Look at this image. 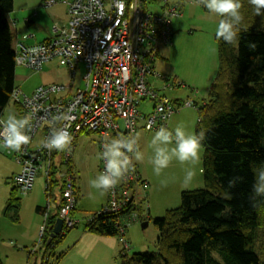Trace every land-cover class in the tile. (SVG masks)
<instances>
[{"label": "trees", "instance_id": "trees-1", "mask_svg": "<svg viewBox=\"0 0 264 264\" xmlns=\"http://www.w3.org/2000/svg\"><path fill=\"white\" fill-rule=\"evenodd\" d=\"M241 3L243 21L236 41L228 44L215 34L217 71L206 98L195 105L196 134H205L203 187L181 191L178 207L152 219L158 231L155 251L128 254L122 249L119 264H264V254L256 248L257 231L264 228V197H256L252 191L254 169L264 165V17L255 14L248 0ZM13 5L14 0H0V119L16 88L15 32L8 18ZM172 102L177 111L184 101ZM76 140L67 160L51 155L45 191L51 192L60 183V203L52 212L36 206V211L44 214L39 237L41 264L59 263L62 254L54 253L55 248L75 226L63 227L47 242L62 202L63 179L72 175L75 183L72 154ZM235 177L240 180L230 188L228 182ZM16 191L14 185L6 203L7 213H17L20 199L14 196ZM142 200L144 197L137 201L138 211L143 208ZM131 209L118 214L95 212L86 221L85 231L116 235L114 222Z\"/></svg>", "mask_w": 264, "mask_h": 264}, {"label": "built area", "instance_id": "built-area-1", "mask_svg": "<svg viewBox=\"0 0 264 264\" xmlns=\"http://www.w3.org/2000/svg\"><path fill=\"white\" fill-rule=\"evenodd\" d=\"M61 1L66 4L68 14L64 25L54 24L53 33L46 41L17 42L15 45L17 66L38 71L45 63L57 58L71 75L67 85H38L31 94L15 88L11 94L18 113L32 122L29 143L20 151H13L20 170L12 177V182L22 192L32 188L39 171H43L48 179L52 153L53 157L62 156L66 160L71 157L74 141L81 132L97 133L101 153L106 140L117 135L134 134L138 128L144 131H156L161 126L168 128V120L175 111L172 100L160 94L159 88L148 78L162 81L163 89L178 84L156 73L154 64L159 46L172 44L170 19L181 13L178 4H169L168 0ZM54 3L56 0H43L41 5L47 7ZM152 6H158V9ZM80 65L83 69L81 84L74 85ZM183 105L195 104L185 100ZM69 109L71 118L63 122L72 137L69 147L64 151L42 147V141L49 135L51 117ZM100 161L102 172L104 161ZM133 164L134 169L108 191V202L99 211L118 214L132 207L124 215L125 220L119 218L114 222L126 250L129 244L124 239V231L136 220L139 194L148 187L135 161ZM62 183L58 217L62 219L63 227L71 228L78 222L71 216L76 204L73 176L67 175Z\"/></svg>", "mask_w": 264, "mask_h": 264}, {"label": "rangeland", "instance_id": "rangeland-1", "mask_svg": "<svg viewBox=\"0 0 264 264\" xmlns=\"http://www.w3.org/2000/svg\"><path fill=\"white\" fill-rule=\"evenodd\" d=\"M22 1L14 0L13 12L17 11ZM60 1L57 0V3H61ZM168 2L169 4H178L181 13L170 19L175 42L173 45L159 46V55L154 61L155 72L164 77L167 76L170 80L176 79L177 82H181V85L177 84V86L163 89L161 88L162 81L155 77L148 79L155 87L159 88L160 94L166 95L169 99L191 100L199 106L207 96V88L215 77L218 67L215 34L219 16L208 13L202 5L198 4L197 0H168ZM152 8L157 10L158 6H152ZM8 18L12 24L9 15ZM20 24L24 26L22 13ZM165 53L167 56H163ZM24 68V66H16L17 73L24 72L21 74L29 76L21 86L23 88L21 90L26 94L32 93L34 90L32 86L35 84H39V86L50 83L67 85L71 79L70 72L65 66L59 64L57 58L45 63L38 71L28 68L24 70ZM82 71L80 65L74 85L81 84ZM7 109L13 110L12 101ZM15 115L18 118H24L21 114L15 113ZM197 119L195 106L182 105L173 112L168 120V126L170 130L174 131L178 125H182L186 132L196 134ZM137 131L140 133L139 147L144 154L143 162H137V165L141 174L147 177L150 185L140 193L141 197L146 195V200H142L140 203L144 210L142 208L141 211L136 212V220L125 229L124 238L130 247L126 250L128 254L146 250L155 251L158 231L152 223V219L163 216L167 209L178 207L181 191L203 187L201 166L204 148L202 145L199 153L200 159L194 166L182 165L173 160L169 167L164 169L160 176H157L150 163V159L154 155L150 142L155 131H143L141 128H138ZM38 137L39 134L36 135V140ZM2 152L7 160L0 161V259L4 263L6 255L13 254L14 256L9 258L6 264H41L43 249L36 224L38 222L39 225L43 224L44 214L37 212L36 206L47 208L50 198L48 210L52 212L60 194V183L47 193L44 191L46 176L43 171H39L30 190L22 192L16 187L17 191L14 192V196L20 199L19 208L17 213H7L5 211L6 203L10 191L14 187L10 177L19 172L20 165L15 161L13 150L9 153ZM72 164L80 192L71 216L78 222L55 248L54 253L62 254L58 264H119L118 251L111 253L112 242L110 240V237H114L118 241L117 234L103 235L107 242L105 250L93 240L94 236H99L98 234L85 231V223L88 218L93 213L99 212L102 208L101 205H104L107 199L105 192L101 193L89 187V181L101 173L100 149L96 132L90 134L81 132L78 135L72 154ZM186 167H194L195 170V177L189 184L183 183ZM148 177H152V180ZM199 178L201 183H198ZM60 181L61 178H59ZM126 218L120 217L122 221ZM145 221L147 225L143 227L142 223ZM257 236L256 248L261 254H264V228L257 231ZM119 243V250H122L120 240ZM28 256H30L29 259Z\"/></svg>", "mask_w": 264, "mask_h": 264}, {"label": "clouds", "instance_id": "clouds-1", "mask_svg": "<svg viewBox=\"0 0 264 264\" xmlns=\"http://www.w3.org/2000/svg\"><path fill=\"white\" fill-rule=\"evenodd\" d=\"M197 2L208 13L221 18L216 29L217 38L228 44L235 42L239 25L243 21L240 11L241 0H197ZM248 3L253 7L256 15L264 17V0H248ZM193 103L196 105L195 102ZM70 112L71 109L51 117L49 135L42 141V147L58 151H64L69 147L72 137L63 122L71 118ZM168 128L161 126L155 131L150 142L154 151L150 163L157 176H160L173 160L182 165L194 166L200 159V148L205 139L204 132L188 133L182 125H178L174 131ZM31 130L32 122L28 117L18 118L14 113L9 112L5 119H0V148L20 151L29 143L28 133ZM139 139L140 133L137 132L120 134L106 140L100 153V159L104 161V170L89 181V187L101 193L107 192L134 169L133 161L143 162L144 154L140 150ZM254 176L253 194L256 197H264V165L254 169ZM194 177V167H186L183 183H191ZM236 180H240V177L229 180L228 186L230 188L235 186Z\"/></svg>", "mask_w": 264, "mask_h": 264}, {"label": "crops", "instance_id": "crops-1", "mask_svg": "<svg viewBox=\"0 0 264 264\" xmlns=\"http://www.w3.org/2000/svg\"><path fill=\"white\" fill-rule=\"evenodd\" d=\"M41 1L42 0H23L16 12H13V11L10 12L9 17H10V20H12V26H13V30L15 32V39H14V43H13L14 46L16 45L17 42H23L25 44H34L37 42H43V41H45L51 37V35L53 33L52 25H54V23L63 24L66 22V20H67L66 5L62 1H60L61 3H59V2L54 3L50 8L40 6ZM13 8H14V5H13ZM33 12H34V15H33ZM12 13H14V15H12ZM21 13L23 14L24 26L22 24H20ZM172 30H173V28H172ZM177 38H178V36H177ZM174 42L175 41H174V30H173L172 45ZM165 55L167 56L166 53L163 54V56H165ZM25 68H24V70H26ZM24 70H20V71H24ZM21 73H24V72H21ZM21 73H17L16 68H15V87L20 89V90L23 89L21 87L22 84L25 83L26 82L25 80L29 78V76L22 75ZM37 82H39V81H37ZM178 82H180V81H178ZM38 85L39 84L33 85L32 89H35ZM21 91L24 92L23 90H21ZM12 104H13V110L7 109V107H8V105H7V107L3 111V114L1 115V119H5L9 112L14 113V114L17 113L16 107L14 106V102ZM2 151H3L2 148H0V161H5L6 157L4 156ZM135 164L137 166V170H138L139 174L141 175V177L143 179H145L147 181L148 186H149L150 183H149L147 177H144L141 174L136 161H135ZM10 178L12 181V177H10ZM148 178L152 180V177H148ZM45 183H46V181H45ZM198 183H201L200 178H199ZM188 187H190V186H188ZM45 189H46V184H44V191H45ZM75 190H76V201H77L78 196H79V192H80V188L77 184L76 177H75ZM141 192H144V191H141ZM105 193H106L107 199L105 200L104 205L103 204L101 205L102 207L107 204L108 198H109L108 197V191ZM143 197H146V195H144ZM140 198H142V197L140 196ZM50 201H51V199L49 198L48 203H47L48 206H49ZM59 203H60V194L58 195V197L55 201L54 208H56ZM37 206H39V205H37ZM74 209H75V207H74ZM124 217L125 216H123L122 218H124ZM42 226H43V224L39 225V222L36 224V229H37L39 235H40V231H41ZM93 240H94V242L100 244V247H102V249L103 248L105 250L107 249L106 237H103V235L94 236ZM110 240L112 242L111 253H115L118 251V254H119V251H120L119 246H118L119 240L116 241V239L114 237H110ZM34 251L36 252V250H34ZM35 254H37V253H35ZM13 256H14L13 254H11L9 256L7 254L5 259H4V263H2V264H6V261ZM29 258H30V256H28V259Z\"/></svg>", "mask_w": 264, "mask_h": 264}, {"label": "water", "instance_id": "water-1", "mask_svg": "<svg viewBox=\"0 0 264 264\" xmlns=\"http://www.w3.org/2000/svg\"><path fill=\"white\" fill-rule=\"evenodd\" d=\"M145 225H147V222H146V221L142 223V226H143V227H144ZM62 228H63V221H62V219H61L60 217H57L56 220H55V222H54L52 232L50 233V237L48 238L47 242H49V240H50L53 236H55V235H57L59 232H61Z\"/></svg>", "mask_w": 264, "mask_h": 264}, {"label": "bare ground", "instance_id": "bare-ground-1", "mask_svg": "<svg viewBox=\"0 0 264 264\" xmlns=\"http://www.w3.org/2000/svg\"><path fill=\"white\" fill-rule=\"evenodd\" d=\"M47 7H49V6H47ZM58 24V23H57ZM65 23H63V24H58L59 26H61V25H64Z\"/></svg>", "mask_w": 264, "mask_h": 264}]
</instances>
